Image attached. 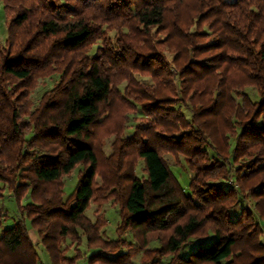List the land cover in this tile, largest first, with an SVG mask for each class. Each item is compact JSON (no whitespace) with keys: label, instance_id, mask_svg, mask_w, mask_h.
<instances>
[{"label":"trees","instance_id":"obj_1","mask_svg":"<svg viewBox=\"0 0 264 264\" xmlns=\"http://www.w3.org/2000/svg\"><path fill=\"white\" fill-rule=\"evenodd\" d=\"M1 1L0 184L19 218L0 187V264H42L40 246L51 264H72L84 245L89 264L140 253L141 264H264V0ZM55 72L32 109L30 93ZM166 155L193 178L182 182ZM110 201L116 239L100 213Z\"/></svg>","mask_w":264,"mask_h":264},{"label":"rangeland","instance_id":"obj_2","mask_svg":"<svg viewBox=\"0 0 264 264\" xmlns=\"http://www.w3.org/2000/svg\"><path fill=\"white\" fill-rule=\"evenodd\" d=\"M8 22H9V17L6 15L5 9H4V4L3 2L0 0V43L2 46H5L6 42H7V36H8ZM7 47V44L6 46ZM11 47L8 46V50L10 51ZM95 51V49L93 50V52ZM171 58H172V54H170ZM61 73L60 72H55L54 74L52 73V75H45L44 77H41L38 81L37 86L32 90V92L30 93V100L32 103V109H36L39 105L40 102L42 100V97L44 96V94L46 92H49L50 90H52L58 83H59V75ZM146 78H143L142 80H146L148 81L150 78L149 76H145ZM251 94V96L254 99H257V95L255 91H251L248 90ZM186 116L189 118L191 113L188 110H185ZM136 117H140V115L137 116H132L131 121L129 123V130L127 131V134H131L134 130L135 125L137 124L136 122ZM113 142V139H109L106 141V145H105V153L106 155H109L111 153V143ZM166 158L168 159V161L171 163L173 172L175 173V175L182 181L185 182L186 178L190 179L193 178V174H186V172L179 166L175 165L174 163V156L172 155H166ZM183 163L186 165V163L184 162V160H182ZM142 167L143 164L140 163L137 167V173L139 176H142ZM82 169V166L78 167L76 170H74V172L70 175V176H66L63 179V186L65 188V193L66 195H69L70 193H72L74 191V189L77 186L78 183V177H79V171ZM186 174V175H185ZM224 182L230 183L232 185H235L236 188L238 187V184H236L235 182L233 183V181H235L232 177L229 180H223ZM221 181V182H223ZM0 187H4L5 188V197L3 199V204L5 205V207L9 210L8 215H10V218L13 221V218H15L14 220H17L16 217L19 218V216H16V213H19L16 205H15V200H14V196L12 194V192L4 185L0 184ZM28 197H26V199H23V204H26L28 202ZM244 203H242L241 205L236 206V213H240L241 209L244 207ZM99 209V206L97 204H92L90 210L88 211V216L90 218H92L93 220H95V212ZM100 213L105 215V217L108 219L109 221V225L105 228V237L107 239H116L117 238V234H116V228L119 225V215H118V205H114L112 203V201L108 202L107 204L103 205L102 207H100ZM12 221L10 222H4V226L8 227L13 225ZM27 226L29 228V232H30V236L33 242L37 243L40 241L39 235L35 230H32L30 225L27 222ZM126 238L132 240L130 238L129 235L126 236ZM264 241V238H263ZM211 243L210 241H206L204 244L205 246L209 245ZM71 244H73L70 240H65L63 242H61V248H70L67 256L68 257H74L76 255L75 253V244H73L71 246ZM152 246H157V243H153ZM197 247V244L193 242V244L191 246H188L182 253V255L184 257H186L191 251H194V249ZM81 250L83 252L82 257H79L78 259H76V261L72 264H89V258H90V252L87 248L86 245L81 247ZM39 254H40V258H41V263L42 264H51V259H50V255L46 252L45 248L43 246H40L38 248ZM141 256L142 253L138 254L135 258H133V264H141ZM171 257H165L164 264H168L170 261ZM69 264V263H67Z\"/></svg>","mask_w":264,"mask_h":264}]
</instances>
